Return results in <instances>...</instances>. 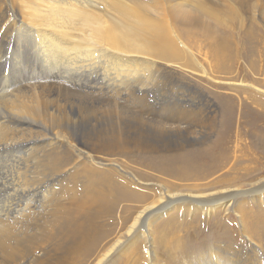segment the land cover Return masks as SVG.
Masks as SVG:
<instances>
[{
  "label": "bare ground",
  "instance_id": "obj_1",
  "mask_svg": "<svg viewBox=\"0 0 264 264\" xmlns=\"http://www.w3.org/2000/svg\"><path fill=\"white\" fill-rule=\"evenodd\" d=\"M256 5L0 0V264H264V106L219 99L223 137L200 150L196 134L214 121V103L164 106L157 90L162 68L245 87L213 75L192 49L201 37L205 52L228 50L225 39L244 22L254 40ZM95 114L115 121L97 129ZM123 118L155 132L131 135ZM247 127L263 156L231 146L233 132ZM135 155L154 167L119 163ZM237 155L252 156L233 175L253 179L246 189L226 184L236 181L225 175L235 173ZM122 203L131 211L125 226L98 247L107 231L99 208L112 215ZM202 222L204 237L189 240Z\"/></svg>",
  "mask_w": 264,
  "mask_h": 264
},
{
  "label": "rangeland",
  "instance_id": "obj_2",
  "mask_svg": "<svg viewBox=\"0 0 264 264\" xmlns=\"http://www.w3.org/2000/svg\"><path fill=\"white\" fill-rule=\"evenodd\" d=\"M254 2H255V6H257L256 2L259 6L257 9L253 8L255 10L254 14H256V18H255L256 21L251 23L250 25L251 26L250 30L252 31L251 34L252 36L254 35V40L248 41L245 38L249 29L247 27V23L244 22L240 28L234 27V30L232 31V33H230L232 35L229 38L225 39L226 44L229 46L228 50L221 53L205 52L206 42L203 41L201 37L197 38L196 41L202 40V43H200V45L196 47L195 50L192 49L193 57L199 63L202 64L203 59L206 57V59L210 62V67L212 69V72L214 73L213 75L217 77L222 76L223 81L233 80L235 82H243L244 84H247L246 85L247 87L245 86L242 88L240 87L232 88L227 85L214 84L208 81L207 78L199 79L194 75L190 77L187 72L184 75L181 74L180 72L171 70L169 68H162L160 75L158 77L157 90H158L159 101L161 102L165 101L164 106L170 104L172 106L175 107L179 106L182 108L183 105L189 110L194 111L192 103L195 101H201L203 103L201 110L205 109L206 103L204 102V100H206L207 98L212 101V104L214 103L213 104L214 121H211L210 123H206L205 126L200 130V132L196 134L197 137L195 139L196 140L195 148H198L200 150L203 149L208 151L213 150L215 145L218 144L223 137L222 131H224V128L220 124V121L222 119V117L220 118L222 109H221V105L218 102L219 99L227 100V98L228 99L238 98L241 101H243L247 106H250L249 108H251L254 111L260 110L261 108L259 106L261 105L264 106V94H261L259 92L257 93L256 90L250 87V85L254 84L253 86L255 87L258 86V88L260 87V89L264 91L263 89L264 88V19H263L264 3L263 0H254ZM259 12L262 13V15L258 17V15L260 14ZM227 71L230 75L227 73ZM183 100H185L186 102L184 103ZM256 101H258L259 103H254ZM161 110L164 115H169L171 113H174L173 110L167 107ZM210 118L213 120L212 117ZM95 120L98 122L97 129H100L108 122L109 124L114 122L115 117L112 116L109 119H105V116L101 114L100 115L95 114ZM117 122L125 131L127 132L129 131L131 135H133V133H141L145 137H147V135L149 137L151 134L155 132L154 130L152 131L153 128L148 129L146 127L147 125L144 126L142 125V123L137 122L131 118L118 119ZM249 127L243 130H235L233 132L236 135L232 139L231 146L237 145L238 147H243V148L245 146L247 147L246 149L247 151H248V147L249 148L251 147L253 150L254 157H252L251 155H249L248 157L247 155H244V157L241 155H237L236 160L238 161V163L231 166L232 170L234 171L236 170L235 173H229L225 175V179L233 178L234 180H236L233 182H228L226 184L238 185L240 189H246L245 183L250 182L253 179H245V180L237 181L238 179L233 177V175H236L237 172H239L242 168L246 166L248 159H250L251 157L252 159L257 158L256 154L258 152L259 153L262 152L259 149H257L256 142L254 141L255 139L257 140L258 138L257 134ZM226 129L227 128H225V130ZM143 131L145 133H143ZM262 131L264 134V130ZM172 140H174V138H172ZM175 140L177 139L175 138ZM261 154L263 156V153ZM259 160L260 163L264 162L263 159H259ZM249 162L252 165H254L251 161ZM119 163L125 166H130V168H132L133 170L136 168V166L140 168V166L142 167L144 165L146 166V169L150 167H154V162H150L147 159L145 160L144 157L141 159L136 155L132 159L130 158L128 160L126 157H122L121 159H119ZM132 164L135 167H133ZM258 164L259 163H255V166H258ZM114 175L115 174H112L109 178H114ZM262 176H264V174H262ZM123 181L129 184L127 181L125 180ZM116 210L117 211H115L112 215L108 214L109 215L108 216L105 215L106 213L104 211L101 212L99 208V211L102 214L101 215L100 213L97 214L96 217L100 221L97 223L100 226H106V228L104 229H107V231L104 234L103 237L104 239L103 238L101 239V243L100 245H98V247L101 246L105 241L112 238L117 232H120V230L126 224L127 216L131 214L130 213L131 211L129 212L127 211V209H125V203H122L120 207L117 208ZM103 213L105 216L103 215ZM104 217L107 218L105 219ZM231 220L235 222V218L231 217ZM211 225L209 226V228L211 227ZM230 229L234 230V234H235L234 243L243 246L245 241L244 237L237 232L236 226L231 225ZM206 230H208V227L207 225L205 227V222H202L201 224H196L190 230L193 236H191L189 240L191 241L195 240L194 239L195 237L203 238L206 233ZM80 259H76V262H80Z\"/></svg>",
  "mask_w": 264,
  "mask_h": 264
}]
</instances>
